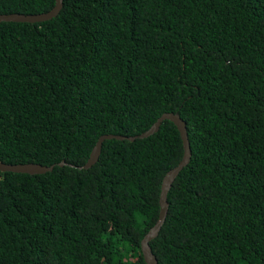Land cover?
<instances>
[{
	"label": "trees",
	"instance_id": "1",
	"mask_svg": "<svg viewBox=\"0 0 264 264\" xmlns=\"http://www.w3.org/2000/svg\"><path fill=\"white\" fill-rule=\"evenodd\" d=\"M55 0H0L37 15ZM190 162L149 243L158 264H264V0H62L0 23V264H145L165 174ZM64 162L65 166L58 167ZM73 166V167H71Z\"/></svg>",
	"mask_w": 264,
	"mask_h": 264
},
{
	"label": "water",
	"instance_id": "2",
	"mask_svg": "<svg viewBox=\"0 0 264 264\" xmlns=\"http://www.w3.org/2000/svg\"><path fill=\"white\" fill-rule=\"evenodd\" d=\"M62 8V0H55L54 7L42 14L37 15H21V14H8V15H0V23H42L46 21H50L51 19L55 18ZM164 121H169L173 123L176 127L177 131L179 132L180 139L182 142L183 147V155L181 161L178 163L176 167L169 170L162 179L161 188H160V195H159V213L158 218L153 225V227L147 232V234L143 237L140 243L141 254L145 264H158L155 256L152 254L151 248L149 243L154 240L167 216L168 212V203H167V194L171 189L172 184L174 183L175 179L179 175V173L189 164L190 162V146L189 141L187 138L186 126L185 123L181 120L178 113H166L163 114L157 121L144 133L140 134L136 137H121V136H114V135H104L98 138L97 142L95 143L88 160L85 162L84 165L79 167H74L80 171H87L91 169L98 161V158L101 153L102 144L104 141L109 140H117V141H124L127 140L129 142H133L135 140H142L146 139L155 133L158 132L161 124ZM65 166L64 162L58 164V167ZM73 167V166H71ZM54 166H41L38 164H19V165H7L0 162V172L1 173H13V174H25V175H43L46 173L52 172Z\"/></svg>",
	"mask_w": 264,
	"mask_h": 264
}]
</instances>
